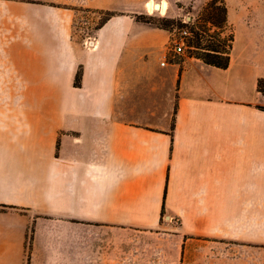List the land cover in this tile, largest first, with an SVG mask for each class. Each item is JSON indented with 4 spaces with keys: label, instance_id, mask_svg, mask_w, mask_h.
<instances>
[{
    "label": "crops",
    "instance_id": "1",
    "mask_svg": "<svg viewBox=\"0 0 264 264\" xmlns=\"http://www.w3.org/2000/svg\"><path fill=\"white\" fill-rule=\"evenodd\" d=\"M142 1L0 0V264H139L164 235L261 240L264 0H224L226 69L136 13L75 27L73 7Z\"/></svg>",
    "mask_w": 264,
    "mask_h": 264
},
{
    "label": "rangeland",
    "instance_id": "2",
    "mask_svg": "<svg viewBox=\"0 0 264 264\" xmlns=\"http://www.w3.org/2000/svg\"><path fill=\"white\" fill-rule=\"evenodd\" d=\"M35 1L62 6L61 0ZM150 1L143 0L139 6L133 3L131 8L125 12L73 7L76 10L75 27L84 37L91 34L110 13H136L134 16L137 19L166 25L175 39L183 38L184 47L183 52L180 53L187 56L188 50L185 43H191L193 40L192 34L188 31L193 26H199L198 15L205 3L198 10H194L192 5L182 6L179 0H154L155 3L166 2V12L162 14L159 10L148 12L146 3ZM195 2L198 3L200 0H195ZM216 6L220 8L219 1L216 2ZM151 25L154 26V24ZM185 31L186 34L183 33ZM261 68L264 70V66ZM176 227L177 225L172 226V228ZM259 237L261 240L258 241L207 238L182 242L174 236L164 235L163 240L157 239L152 243L139 245V264H264V230L261 231Z\"/></svg>",
    "mask_w": 264,
    "mask_h": 264
},
{
    "label": "trees",
    "instance_id": "3",
    "mask_svg": "<svg viewBox=\"0 0 264 264\" xmlns=\"http://www.w3.org/2000/svg\"><path fill=\"white\" fill-rule=\"evenodd\" d=\"M217 1L220 3V8L216 6ZM115 15L114 13H110L101 24ZM135 19L140 22L154 24V26L172 33L166 25L142 19L139 20L137 17ZM198 20L199 26H193L188 31V33L192 34L193 40H191V43H185L188 50L187 56L199 59L208 66L226 69L229 66L234 31L232 26L227 22V9L224 0H207L199 12ZM74 83L75 85L79 83L78 73L75 76ZM257 90L261 94H264V78L258 79ZM257 108L264 111V106H257ZM163 215L164 209L161 210V218Z\"/></svg>",
    "mask_w": 264,
    "mask_h": 264
},
{
    "label": "bare ground",
    "instance_id": "4",
    "mask_svg": "<svg viewBox=\"0 0 264 264\" xmlns=\"http://www.w3.org/2000/svg\"><path fill=\"white\" fill-rule=\"evenodd\" d=\"M156 1L151 0L150 2L146 3V8L148 12H152L154 10H159L160 13L164 14L166 12L167 4L165 1H162L161 3H155Z\"/></svg>",
    "mask_w": 264,
    "mask_h": 264
},
{
    "label": "built area",
    "instance_id": "5",
    "mask_svg": "<svg viewBox=\"0 0 264 264\" xmlns=\"http://www.w3.org/2000/svg\"><path fill=\"white\" fill-rule=\"evenodd\" d=\"M184 34H186V32H183ZM89 44L91 48H95L96 44H95V39L93 37H89ZM175 51L177 53L183 52V47H184V42H183V38L175 39Z\"/></svg>",
    "mask_w": 264,
    "mask_h": 264
}]
</instances>
